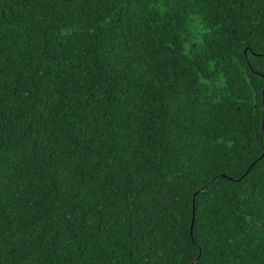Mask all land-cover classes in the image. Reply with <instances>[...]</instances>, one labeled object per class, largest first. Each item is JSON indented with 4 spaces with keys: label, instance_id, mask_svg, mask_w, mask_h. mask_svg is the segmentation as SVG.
<instances>
[{
    "label": "trees",
    "instance_id": "obj_1",
    "mask_svg": "<svg viewBox=\"0 0 264 264\" xmlns=\"http://www.w3.org/2000/svg\"><path fill=\"white\" fill-rule=\"evenodd\" d=\"M0 264H264V0H0Z\"/></svg>",
    "mask_w": 264,
    "mask_h": 264
}]
</instances>
